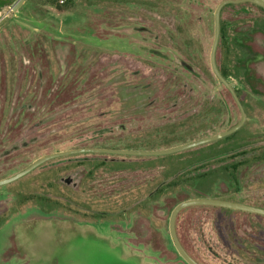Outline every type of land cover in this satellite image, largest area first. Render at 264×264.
<instances>
[{"label": "rangeland", "instance_id": "obj_1", "mask_svg": "<svg viewBox=\"0 0 264 264\" xmlns=\"http://www.w3.org/2000/svg\"><path fill=\"white\" fill-rule=\"evenodd\" d=\"M15 1L0 0V180L55 152L167 150L240 122L210 64L226 0ZM221 21L217 63L246 125L167 156L73 155L0 186V264H188L169 233L178 203L264 208V9L227 6ZM217 208L179 213L186 250L264 264V215Z\"/></svg>", "mask_w": 264, "mask_h": 264}, {"label": "water", "instance_id": "obj_2", "mask_svg": "<svg viewBox=\"0 0 264 264\" xmlns=\"http://www.w3.org/2000/svg\"><path fill=\"white\" fill-rule=\"evenodd\" d=\"M27 0H16L12 5L11 9L13 11H17L18 8L23 5ZM242 2H251L261 8L264 9V0H226L219 4L217 7L215 13H214V39L212 43L211 53H210V64L211 69L215 75V77L218 79L219 83L223 84L231 93L234 100L236 101L237 105L239 106L241 113H242V120L241 122L236 125L235 127L229 129L228 131H225L221 134L214 135L208 138L200 139L198 141H194L191 143H187L178 147L170 148L167 150H160V151H134V150H119V149H108V148H81V149H73L68 151H60L55 152L49 155H45L43 157H40L39 159L35 160L33 163H31L29 166H27L22 171L16 173L15 175L8 177L6 179L0 180V186L11 184L15 181L20 180L24 176L30 174L32 171H34L36 168L40 167L41 165L58 159L62 157H67L71 155L76 154H83V153H98V154H111V155H119V156H136V157H158V156H167L171 154H175L178 152H182L194 147H198L204 144L212 143L218 140H221L223 138H226L235 132H237L239 129H241L246 121V113L245 109L243 107V104L237 95L236 91L233 89L231 84L224 78L222 75L218 64H217V50L220 42L221 37V12L222 9L227 4H238ZM194 206H213V207H219V208H225V209H232V210H239L254 214H260L264 215V208L255 207L251 205H247L244 203H238L228 200H222V199H212V198H198V199H189L186 201H183L175 206V208L172 210L170 218H169V233L172 240V243L179 253V255L188 263V264H199L196 262L184 249L182 246L177 231H176V220L181 211L188 207H194Z\"/></svg>", "mask_w": 264, "mask_h": 264}, {"label": "trees", "instance_id": "obj_3", "mask_svg": "<svg viewBox=\"0 0 264 264\" xmlns=\"http://www.w3.org/2000/svg\"><path fill=\"white\" fill-rule=\"evenodd\" d=\"M247 3H249V4H252V5H255V4H253V3H251V2H242V3H238V4H227L225 7H227V6H234V5H242V4H247ZM65 3H63L62 4V6H59V8L60 7H67V5H64ZM56 6H58V3H56ZM257 6V5H256ZM224 7V8H225ZM223 8V9H224ZM222 9V10H223ZM221 19V18H220ZM222 33H223V28H222V21H221V37H220V39L222 38ZM218 64V63H217ZM219 67V66H218ZM220 69V68H219ZM220 71H221V73H222V75L224 76V78L227 80V78H228V76H227V74L223 71V70H221L220 69ZM212 73H213V71H212ZM213 75H214V73H213ZM215 76V75H214ZM224 86V85H223ZM225 87V86H224ZM226 88V87H225ZM227 89V88H226ZM227 91L230 93V91L227 89ZM236 93H237V91H236ZM238 94V93H237ZM230 95H231V93H230ZM232 96V95H231ZM232 98H233V96H232ZM233 100H234V98H233ZM234 102L236 103V101L234 100ZM242 102V101H241ZM236 105H237V103H236ZM237 107L239 108V106L237 105ZM243 107H245V106H243ZM245 109V108H244ZM239 110H240V108H239ZM206 111H207V109H205L204 111H201L202 113H206ZM240 113H241V110H240ZM245 113H246V111H245ZM241 120H242V113H241ZM241 120H240V122H241ZM239 122V123H240ZM238 123V124H239ZM237 124V125H238ZM246 125V121H245V123H244V125H243V127ZM235 127V126H234ZM242 127V128H243ZM233 128V127H232ZM241 128V129H242ZM204 128H203V126H201V127H199V129H197V130H195V132H203L204 130H203ZM241 129H239L238 131H240ZM238 131L237 132H235L234 134H232V135H230V136H228V137H226V138H230L231 136H233V135H236L237 133H238ZM192 133H194V131L192 132ZM191 133V135H193ZM224 139V138H223ZM179 141H181L180 139H176V140H173V142H179ZM104 147H106V146H104ZM128 149H130V147H127ZM83 154H89V153H83ZM90 154H98V153H90ZM101 154V153H100ZM76 155H78V154H76ZM103 155H110V156H118V157H136V156H119V155H111V154H103ZM71 156H73V155H71ZM71 156H67V157H62V158H58V159H55V160H59V159H63V158H68V157H71ZM145 158H148V157H145ZM55 160H52V161H55ZM49 162H51V161H49ZM48 163V162H47ZM47 163H45V164H47ZM45 164H43V165H45ZM43 165H41V166H43ZM40 166V167H41ZM39 168V167H38ZM38 168H36V169H38ZM35 169V170H36ZM181 203V202H180ZM179 204V203H178ZM248 205V204H247ZM251 206H253V205H251ZM209 207V206H208ZM212 207V206H211ZM255 207H260V208H263V207H261V206H255ZM175 208V207H174ZM173 208V209H174ZM213 208H215V207H213ZM218 210H220V211H225V212H229V211H233V212H241V213H246V214H249V215H258V216H263V215H260V214H254V213H249V212H243V211H238V210H230V209H225V208H217ZM176 231H177V220H176ZM179 237V236H178ZM179 240H180V238H179ZM180 242H181V240H180ZM181 244H182V246H183V243L181 242ZM184 247V249L186 250V248H185V246H183ZM187 251V250H186ZM187 253L193 258V259H195L188 251H187ZM195 261H197L196 259H195ZM198 262V261H197ZM200 263V262H199ZM201 264V263H200Z\"/></svg>", "mask_w": 264, "mask_h": 264}]
</instances>
